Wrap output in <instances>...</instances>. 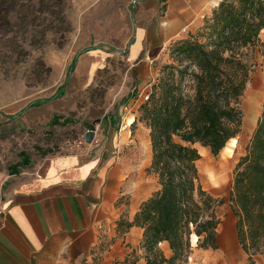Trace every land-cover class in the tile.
<instances>
[{
    "label": "rangeland",
    "instance_id": "374dc122",
    "mask_svg": "<svg viewBox=\"0 0 264 264\" xmlns=\"http://www.w3.org/2000/svg\"><path fill=\"white\" fill-rule=\"evenodd\" d=\"M144 16L141 0H0V120L3 114H17L33 106L31 101L48 98L66 77L77 76L78 68L73 63L82 57V80L86 82L81 89L82 107L97 106L112 115L109 132L104 119L96 127L85 125L98 130L101 145L112 146V163L119 167L121 175V195L116 200L121 208L139 207L141 200L158 188L156 175L147 172L151 160L148 128L144 136L133 124L129 137L120 139V125L125 122L124 128L131 120H123L128 113L124 107L138 98L148 83L151 89L161 66L172 61L171 48L176 41L196 34L204 24L203 21L198 29L167 41L160 50L152 47L150 52L133 57L129 46ZM259 39L262 44L249 52L253 66L241 97L242 125L235 143L228 141L217 154L195 145L200 155L196 165L202 186L222 202L215 208L220 220L217 248L197 247L191 237L185 264H264V251L249 260L241 248L237 219L228 201L235 164L245 152L264 103V29ZM88 64L91 67L87 73ZM53 122L52 118L48 123H38L28 133L18 134L19 151L24 153L8 158V165L24 157L30 159L35 148L55 152L78 138L79 127L73 124L44 128ZM203 154L209 158L206 165L201 163ZM128 211L120 213L116 230L119 220L128 219ZM161 246L168 254V248L163 243Z\"/></svg>",
    "mask_w": 264,
    "mask_h": 264
},
{
    "label": "trees",
    "instance_id": "16d2710c",
    "mask_svg": "<svg viewBox=\"0 0 264 264\" xmlns=\"http://www.w3.org/2000/svg\"><path fill=\"white\" fill-rule=\"evenodd\" d=\"M263 29L264 0H220L196 34L172 46V61L161 66L140 104L138 119L149 130L151 146L147 172L156 175L158 188L132 220H119L117 228L142 229L139 246L145 264H185L192 234L197 247L217 248L220 220L215 208L222 200L202 186L195 145L217 154L240 133V102L253 66L249 52L262 44ZM228 201L241 248L252 260L264 251V103L235 164ZM164 242L169 256L160 247Z\"/></svg>",
    "mask_w": 264,
    "mask_h": 264
},
{
    "label": "crops",
    "instance_id": "0c3cea01",
    "mask_svg": "<svg viewBox=\"0 0 264 264\" xmlns=\"http://www.w3.org/2000/svg\"><path fill=\"white\" fill-rule=\"evenodd\" d=\"M219 1L141 0L145 16L136 25L130 53L135 57L150 52L152 47L160 50L167 41L198 29ZM75 64L77 76L66 77L50 95L54 97L17 114L1 116L0 264H124L126 260L145 264L139 246L142 229H115L123 210L130 211L127 220H132L138 207L121 208L116 204L121 195L119 167L112 163L111 144L101 145V135L95 128L104 119L109 132L112 115L97 106L82 107L81 89L86 83L82 80V57ZM90 67L88 64L87 73ZM149 85L144 89L149 91ZM141 103L139 96L124 107L128 113L123 120L130 118L132 123L124 128L125 122L120 125V139L129 137L133 124L137 132L142 131L144 136L148 133L138 119ZM52 118L53 125L44 127L46 130L73 124L79 127L78 138L55 152L35 148L28 163L16 161L9 166L8 158L24 153L19 151L18 134L28 133ZM85 124L95 125L90 143L83 140ZM13 166L16 171L11 173ZM163 244L169 252L162 250L169 256L170 249Z\"/></svg>",
    "mask_w": 264,
    "mask_h": 264
},
{
    "label": "water",
    "instance_id": "95a60500",
    "mask_svg": "<svg viewBox=\"0 0 264 264\" xmlns=\"http://www.w3.org/2000/svg\"><path fill=\"white\" fill-rule=\"evenodd\" d=\"M133 38H134V36H133ZM75 62H76V60H74L73 64H75ZM93 136H94L93 130L92 129H88V126L85 125V134L83 136V140L85 142H87V143H90L92 141V139H93ZM28 161H29V158L24 157L23 163L26 164V163H28ZM15 171H16V168H15V166H13V169H12L11 173H14Z\"/></svg>",
    "mask_w": 264,
    "mask_h": 264
},
{
    "label": "bare ground",
    "instance_id": "6f19581e",
    "mask_svg": "<svg viewBox=\"0 0 264 264\" xmlns=\"http://www.w3.org/2000/svg\"><path fill=\"white\" fill-rule=\"evenodd\" d=\"M131 123H132V120H129V121H127V123H126L124 126L126 127L127 125H129V124H131ZM229 141H231L232 143H235L236 139H235V138H231ZM224 148H225V147H224ZM202 153H203V152H202ZM205 153H206V152H205ZM208 159H209V158L207 157V155L203 154V158H202L201 163H205L204 165H206V163L209 162ZM191 237L193 238V241H196L197 237H196L195 234H192ZM192 238H191V239H192Z\"/></svg>",
    "mask_w": 264,
    "mask_h": 264
},
{
    "label": "built area",
    "instance_id": "2783aa9c",
    "mask_svg": "<svg viewBox=\"0 0 264 264\" xmlns=\"http://www.w3.org/2000/svg\"><path fill=\"white\" fill-rule=\"evenodd\" d=\"M139 96L141 97V100L142 101L145 100V99H147V97H148V91L147 90H143ZM93 139H94V136H93ZM93 139H92V141H93Z\"/></svg>",
    "mask_w": 264,
    "mask_h": 264
}]
</instances>
